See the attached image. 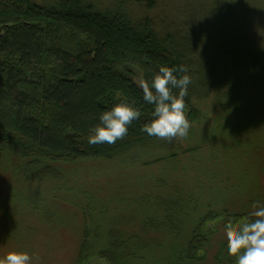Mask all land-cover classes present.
Returning a JSON list of instances; mask_svg holds the SVG:
<instances>
[{
	"label": "trees",
	"instance_id": "16d2710c",
	"mask_svg": "<svg viewBox=\"0 0 264 264\" xmlns=\"http://www.w3.org/2000/svg\"><path fill=\"white\" fill-rule=\"evenodd\" d=\"M191 1L169 10L157 23L147 14L135 20L127 9L98 10L85 0H55L48 5L0 0V151L27 160L37 181L59 178L60 169L54 166L111 161L156 141L141 131L154 118V105L144 102L138 85L141 78L151 82L161 66L187 67L192 83L185 112L190 122L198 118L197 104L212 97L229 106L238 101L245 108L239 98L247 103L243 91L250 89L251 119L256 120L264 108V53L233 12L223 9L220 15L195 16L194 6L207 0ZM210 1V7L219 5ZM233 1L229 0L234 6ZM254 1L260 14L264 7L257 4L264 0ZM253 15L251 26L264 34L259 15L251 10ZM223 65L227 71H218ZM122 102L142 112L129 134L114 145H89L102 113ZM175 156L169 153L157 162ZM199 210L179 216L168 203L160 205L157 225L155 217L145 218L144 229L160 230L171 241L167 248L140 243L138 236L117 228L105 234L87 229L74 264H85L91 257L109 264H202L205 257L200 253L211 237L202 229L209 221L224 218L226 226L256 219L226 208ZM185 233L189 236L183 240Z\"/></svg>",
	"mask_w": 264,
	"mask_h": 264
},
{
	"label": "rangeland",
	"instance_id": "374dc122",
	"mask_svg": "<svg viewBox=\"0 0 264 264\" xmlns=\"http://www.w3.org/2000/svg\"><path fill=\"white\" fill-rule=\"evenodd\" d=\"M85 1L98 10L127 9L135 20L147 14L157 23L169 10L192 3L125 0L124 5L123 0ZM217 1L216 7H210V0L195 4L193 15L208 18L206 13L220 15L223 9L233 12L236 21L246 26L243 31L252 35L258 50L264 53V34L251 26L255 19L251 10L259 15L260 25H264V10L259 14L254 0H234V6L229 0ZM150 2L153 8L148 7ZM257 5L264 7V2ZM224 68L217 70L227 71ZM243 93L248 101L241 97L239 101H244L245 108L238 101L229 106L215 97L199 102L198 118L191 122L185 139L171 143L157 139L111 161L90 159L54 166L60 169L59 178L35 181L27 160L0 151V259L9 252H28L33 264H74L87 229L105 234L117 228L138 236L140 243L167 248L171 241L165 233L144 229L143 221L153 216L152 222L157 225L162 216L160 205L168 203L179 216L199 208L200 213L226 208L232 213L252 214L254 205L264 207V108L252 120L251 89ZM252 96L257 97L255 93ZM169 153H176L175 158L157 162ZM223 220L215 218L202 229L211 232L209 244L200 253L205 257L202 264H229L228 259L236 264L234 257H226ZM247 222L242 219L232 224L238 228ZM188 236L185 233L183 240ZM85 264L109 263L91 257Z\"/></svg>",
	"mask_w": 264,
	"mask_h": 264
},
{
	"label": "clouds",
	"instance_id": "9594fccd",
	"mask_svg": "<svg viewBox=\"0 0 264 264\" xmlns=\"http://www.w3.org/2000/svg\"><path fill=\"white\" fill-rule=\"evenodd\" d=\"M176 72L184 74L177 77ZM187 72L186 66L178 69L161 66L151 82L140 79L138 86L142 89L144 102L154 105V118L141 128L142 132L169 143L187 138L191 122L185 112V98L192 83ZM175 89L179 90L178 93L174 92ZM141 115V109L132 104H116L100 116L101 123L88 137L89 145H114L123 140L133 121ZM253 207L252 216L256 219L238 228L232 223L225 226L228 254L235 258L236 264H264V207ZM0 264H33V257L28 252H9L0 259Z\"/></svg>",
	"mask_w": 264,
	"mask_h": 264
}]
</instances>
